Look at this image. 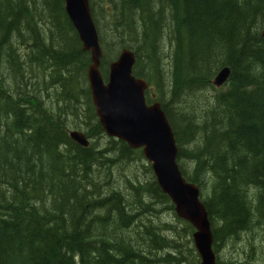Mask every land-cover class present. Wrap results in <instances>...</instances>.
I'll return each instance as SVG.
<instances>
[{"label": "trees", "instance_id": "1", "mask_svg": "<svg viewBox=\"0 0 264 264\" xmlns=\"http://www.w3.org/2000/svg\"><path fill=\"white\" fill-rule=\"evenodd\" d=\"M89 5L103 78L131 50L147 103L156 99L167 117L179 169L207 210L216 264H239L242 255L243 264L258 263L254 253L264 264L255 239L235 250L237 259L223 254L264 226V0ZM88 63L63 0H0V264H199L181 236L190 224L177 232L156 220L174 207L140 150L100 127ZM224 67L230 74L216 88ZM70 129L89 144L71 140Z\"/></svg>", "mask_w": 264, "mask_h": 264}, {"label": "water", "instance_id": "2", "mask_svg": "<svg viewBox=\"0 0 264 264\" xmlns=\"http://www.w3.org/2000/svg\"><path fill=\"white\" fill-rule=\"evenodd\" d=\"M63 5L81 50L89 54L86 77L95 115L104 134L124 142L133 150L140 149L159 189L170 199L175 215L192 226L191 240L199 264H216L210 222L199 188L187 181L179 169L173 131L160 103L146 102L147 82L132 74L133 52L123 48L108 63L104 80L99 70L103 52L89 0H63ZM229 74L228 68L220 69L213 79V86L221 87ZM69 135L81 146L88 145L82 134L70 132Z\"/></svg>", "mask_w": 264, "mask_h": 264}, {"label": "rangeland", "instance_id": "3", "mask_svg": "<svg viewBox=\"0 0 264 264\" xmlns=\"http://www.w3.org/2000/svg\"><path fill=\"white\" fill-rule=\"evenodd\" d=\"M163 50L165 52V54L162 55V57H163L162 62L164 63L163 69H164V71L167 72L168 71V68H169V65H170V62H171V60H170V57H171L170 54H172V50H171V48L169 46L167 48L165 47V49H163ZM213 93H214V91L209 88L206 91L201 92L200 94H198L200 104L203 103L205 100L209 99V97ZM132 169L138 173L137 169H135L134 167ZM156 220H159L160 222H166V223L176 224L178 226V228H176V231L177 232H179V230H182V227L184 226L183 220H181L180 218H178L175 215V213H173V212L172 213H163V214L161 213L160 217L157 218ZM170 234H172L173 236L175 235L174 232H172ZM181 236H183L182 237V240L183 239H189L190 241H192L191 240V233L188 234V235H186V233L184 234L181 231ZM253 239H255L257 241V243H258V245L260 247L264 248V226H259V227L258 226H253L248 231V234H246V238L245 239H243V240L241 239V241H239V242L238 241L232 242V244L229 243L228 247L225 248V252L223 254L225 255L226 253H230V252H227V250L233 251V254L232 255L234 256V254H235L236 259H237L238 258V255H236V252L237 251L240 252V253L243 252L242 246L244 245V243L249 242V241H253ZM230 241H232V240H230ZM191 245H192V243H191ZM235 250H237V251L235 252ZM248 257H251V255L248 256ZM262 257H263L262 255L254 253L252 259L259 258V261H258V263H255L254 262L252 264H261ZM244 260H246V257L242 255V261H240L239 264H241V263L243 264V261Z\"/></svg>", "mask_w": 264, "mask_h": 264}, {"label": "bare ground", "instance_id": "4", "mask_svg": "<svg viewBox=\"0 0 264 264\" xmlns=\"http://www.w3.org/2000/svg\"><path fill=\"white\" fill-rule=\"evenodd\" d=\"M264 31V30H263ZM225 68V67H224ZM222 69V68H221ZM220 70V69H219ZM218 70V71H219ZM218 71H216V73H215V75L213 76V79H214V77L216 76V74L218 73ZM213 79H212V82H213ZM86 80H87V77H86ZM226 81V80H225ZM225 81H224V83H225ZM223 83V84H224ZM213 84V83H212ZM87 86H88V81H87ZM88 90H89V87H88ZM89 93H90V91H89ZM90 99H91V95H90ZM100 125V124H99ZM101 127V126H100ZM70 132H77V133H80V134H82L83 135V137L85 138V140L86 141H88V144H89V140H88V138L84 135V133L82 132V131H80V130H77V129H70L69 131H68V135H69V133ZM69 137H70V135H69ZM108 137V136H107ZM70 139L71 140H73L71 137H70ZM74 142H76L77 144H79L77 141H75V140H73ZM79 145H81V144H79ZM86 147V146H85ZM163 193V192H162ZM166 195V194H165ZM167 196V195H166ZM168 197V196H167ZM170 200V199H169ZM192 245H193V243H192ZM193 247H194V245H193ZM195 249V248H194ZM199 259V258H198Z\"/></svg>", "mask_w": 264, "mask_h": 264}]
</instances>
